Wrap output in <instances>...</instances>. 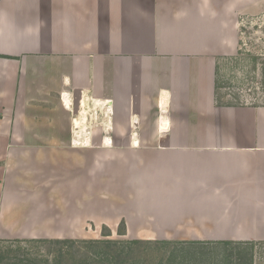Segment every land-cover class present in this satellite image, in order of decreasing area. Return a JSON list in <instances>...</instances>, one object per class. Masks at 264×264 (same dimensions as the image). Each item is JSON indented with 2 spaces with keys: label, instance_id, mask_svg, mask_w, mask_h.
Wrapping results in <instances>:
<instances>
[{
  "label": "crops",
  "instance_id": "0c3cea01",
  "mask_svg": "<svg viewBox=\"0 0 264 264\" xmlns=\"http://www.w3.org/2000/svg\"><path fill=\"white\" fill-rule=\"evenodd\" d=\"M263 13L264 0H0V240L124 222L129 239L264 241V94L227 106L214 92L240 18Z\"/></svg>",
  "mask_w": 264,
  "mask_h": 264
},
{
  "label": "trees",
  "instance_id": "16d2710c",
  "mask_svg": "<svg viewBox=\"0 0 264 264\" xmlns=\"http://www.w3.org/2000/svg\"><path fill=\"white\" fill-rule=\"evenodd\" d=\"M245 17H241L243 19ZM248 18V17H246ZM241 29H239V34ZM240 36V35H239ZM240 37L238 46L240 45ZM237 54L239 50L237 49ZM258 56H252L251 67V82L254 84L253 90H259L263 99L264 94V59L259 63L261 65L259 75L257 74L256 67L258 63ZM227 60L229 62H237L236 57L220 58V60ZM259 78V80H258ZM225 80L220 75L218 64L215 66L214 77V92L215 98L219 105H239L232 103H221L219 101V91L224 87ZM253 100H257L258 93H255ZM246 105V104H241ZM254 105V104H251ZM108 236V235H107ZM19 243H36L44 244L52 248L48 253L52 259L36 261L35 259L24 257L21 250L16 254L22 253L23 258H19L16 263H10L9 249L12 244ZM5 244L10 246L6 247ZM142 242L138 240H0V264H69V256L73 257L75 264H142L139 261L137 254L142 246ZM159 244L162 248L166 247L169 242H148V245ZM258 242H233V241H218V242H179L178 245L182 246L176 249V253L183 255L188 264H254L253 250ZM79 246V247H78ZM185 246V247H184ZM75 248V250H73ZM73 250V252H72ZM174 254V253H173ZM169 258L165 261L160 260L154 264H170Z\"/></svg>",
  "mask_w": 264,
  "mask_h": 264
},
{
  "label": "rangeland",
  "instance_id": "374dc122",
  "mask_svg": "<svg viewBox=\"0 0 264 264\" xmlns=\"http://www.w3.org/2000/svg\"><path fill=\"white\" fill-rule=\"evenodd\" d=\"M239 29H241V33L239 34ZM240 35V36H239ZM240 37V45L237 46L239 50V54L224 57L231 58L236 57L237 62L231 63L227 60H217V64L219 66L220 75L225 80L223 83L224 87L219 91V101L221 103H232V104H246V105H260L262 103V96L259 94V90H253L252 87L254 84L251 82V67H252V56H258V63L256 70L259 75V71L261 65L259 63L264 59V13L252 16L248 18L240 19L238 25V38ZM259 80V78H258ZM255 93H258L257 100H253ZM90 231L87 235L79 240H138L143 244L138 250V258L142 264H154L160 260L165 261V259H170V264H188L185 261V257L176 253V249H179L182 246H179V242H185L186 240H146V239H129L125 238V224L124 222H120L118 224L117 229L112 232L107 228H102L98 232H94V228H87ZM108 235V236H107ZM41 240V239H40ZM169 242V244L162 248L159 244L148 245V242L156 243V242ZM6 247L10 246L5 244ZM79 247V246H78ZM185 247V246H184ZM12 253L8 255L11 256L9 259L10 263H16L19 258L29 257L35 259L36 261L42 260H51L52 256L48 255V253L52 250L47 245L44 244H36V243H19L12 244L9 248ZM18 250H21L22 253L16 254ZM75 250V248H73ZM72 250V252H73ZM174 253V254H173ZM254 256V264H264V241H258V244L255 246L253 250ZM69 264H75L73 257L69 256ZM5 262V264H7ZM50 264H53L51 262Z\"/></svg>",
  "mask_w": 264,
  "mask_h": 264
},
{
  "label": "bare ground",
  "instance_id": "6f19581e",
  "mask_svg": "<svg viewBox=\"0 0 264 264\" xmlns=\"http://www.w3.org/2000/svg\"><path fill=\"white\" fill-rule=\"evenodd\" d=\"M82 118H83V117H81V120H80V119H79V120L82 121ZM82 122H83V121H82ZM78 123H79V122H78Z\"/></svg>",
  "mask_w": 264,
  "mask_h": 264
}]
</instances>
